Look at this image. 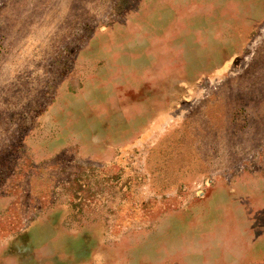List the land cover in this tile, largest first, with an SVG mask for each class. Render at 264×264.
Segmentation results:
<instances>
[{
	"label": "rangeland",
	"instance_id": "1",
	"mask_svg": "<svg viewBox=\"0 0 264 264\" xmlns=\"http://www.w3.org/2000/svg\"><path fill=\"white\" fill-rule=\"evenodd\" d=\"M174 6L0 0V247L23 264H264V0ZM194 30L213 52L181 61L167 35Z\"/></svg>",
	"mask_w": 264,
	"mask_h": 264
},
{
	"label": "crops",
	"instance_id": "2",
	"mask_svg": "<svg viewBox=\"0 0 264 264\" xmlns=\"http://www.w3.org/2000/svg\"><path fill=\"white\" fill-rule=\"evenodd\" d=\"M161 1V0H160ZM166 1L168 5H170L172 11L177 12L176 9L179 8V6L175 9V0H163ZM246 26V25H245ZM244 25H238V34H243L244 33V29H246ZM168 29H172V30H176V28H166V30ZM178 31V30H177ZM180 31V30H179ZM180 33V32H179ZM190 37H192L191 40H189V36H187L183 31L182 33L178 34H172V35H167L168 37L166 38V42H167V46L170 48L171 53L174 56H177V58H179V56H181V61L184 60H188L192 57H197L199 53H201L202 49L208 52H213V45L209 42V38L206 36V34H203L201 32H198L196 30H194L193 32L191 31L190 33ZM182 36V38H185V42L181 43V48L176 45V43H174V41H176L177 38H180ZM212 37V36H210ZM227 38H225L226 41ZM116 46V53H119L120 48L122 46V44H117ZM225 46V44H224ZM118 47V48H117ZM123 47V46H122ZM186 57V59H184L183 57ZM129 116V115H128ZM126 123V127H131L134 124V119L133 118H128L125 117L124 120ZM117 131V129H116ZM114 131V132H116ZM133 134V133H132ZM113 136H110V139L108 140H103L102 138H90V142L94 143L95 145H97L96 147H98L99 149L102 148L103 143L108 142L110 144V146H112L113 142H116L117 144V140L112 138ZM107 144V143H106ZM101 151H96L94 152V155L100 153ZM68 251V250H66ZM239 254H244V251H238L237 253L234 252V254H231L232 257H240ZM18 255L16 253H11L8 251L7 248L5 247H0V264H23L22 261H20V259H18L17 257Z\"/></svg>",
	"mask_w": 264,
	"mask_h": 264
}]
</instances>
